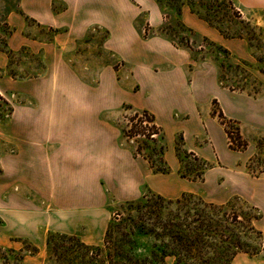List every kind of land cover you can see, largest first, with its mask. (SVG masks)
I'll return each mask as SVG.
<instances>
[{"label": "crops", "instance_id": "obj_1", "mask_svg": "<svg viewBox=\"0 0 264 264\" xmlns=\"http://www.w3.org/2000/svg\"><path fill=\"white\" fill-rule=\"evenodd\" d=\"M64 1L67 6L59 11L51 0H23L24 16L64 30L45 42L8 41L9 52L27 44L40 53L45 84L13 87L31 102L17 103L0 125V141L9 147L0 151V247L21 252L22 262L45 264L49 231L98 244L112 220V204L139 198L143 187L167 199L191 192L221 204L238 197L258 211L254 226L262 232L264 247V171L254 174L248 166L264 134V87L254 93L225 87L215 64L206 60L188 71V50L163 35H137L134 23L141 8L129 0ZM235 1L243 12H264V0ZM145 8L150 25L163 24L158 3L150 1ZM24 16H11L18 29L26 26ZM181 17L233 55L249 54L245 39L223 36L189 7H183ZM95 27L107 35L86 41ZM112 52L124 61L121 72L134 71L139 86L143 80L152 83L157 103L135 110L153 114L161 129L168 172H154L147 159L136 156L118 124L119 108L126 101L113 91H120L129 77L112 86L90 82L97 68H106ZM214 104L237 122L245 148L230 147ZM178 135L184 151L209 164L203 179L181 175ZM29 245L37 250L32 252ZM230 264H264V255L239 252Z\"/></svg>", "mask_w": 264, "mask_h": 264}, {"label": "rangeland", "instance_id": "obj_2", "mask_svg": "<svg viewBox=\"0 0 264 264\" xmlns=\"http://www.w3.org/2000/svg\"><path fill=\"white\" fill-rule=\"evenodd\" d=\"M150 1L158 3L163 12V24L158 27L150 25L148 20V10L145 6ZM129 2L141 8L140 15L134 23L137 35L144 39L154 35H163L171 39L176 47L188 50L191 55L188 71L192 70L196 63L206 60L215 64L219 82L225 87L245 89L251 93L264 87L263 11L243 12L235 0H129ZM51 3L53 9L59 11L67 6L64 0H51ZM184 6L189 7L192 12L215 26L223 36L245 39L250 49L247 57L233 55L226 47L185 24L181 17ZM22 9L23 0H0V125L6 122L17 103L27 102L29 104L31 102L30 96L15 92L16 89L13 87H41L45 84L42 80L44 64L40 53L33 51L27 44H22L21 47L11 49L9 52V39L12 45L15 39L24 38L45 42L64 30L55 24L49 25L35 18L24 16L25 12ZM15 14H22L25 17L26 26L22 29H18L11 20V16ZM53 21H56V17ZM106 35L105 29L91 28L87 33L86 41H89V37V39L103 38ZM81 46L87 47V44L83 43ZM99 46L101 44H95L97 49ZM110 57L109 61L107 59L105 61L104 70L101 71V66L100 69H96L95 76L89 77L90 82L96 86L102 84L112 86L114 81L122 82L125 75L129 77L131 81H128L120 91H113L116 96L126 101L119 108L118 124L124 130V137L128 145L133 148L134 154L147 159L153 171L167 167L161 148L164 144L161 132L155 133L154 136H152L153 133H149L148 128L151 121L145 115L139 117L141 120L137 121V125L135 121L138 115L143 113L142 110H135V108L153 106L157 103L155 93L149 88L152 87V83L143 80L140 81L139 86L134 71L132 70V73L121 72V68L125 69L124 61L117 59L118 57L113 52ZM133 67L131 65L130 69ZM191 78L189 74L185 83H191L188 81ZM8 87H11V91ZM218 108L219 106L214 104L216 112ZM227 127L233 137H237L240 133L236 121H228ZM232 141V145L239 146L238 140L232 138ZM241 141L243 142V139ZM182 142L181 135H178L179 151L177 150V154L181 162L180 173L188 178H196L205 167V161L192 152L184 151ZM256 144L257 152L249 160L248 166L250 172L260 174L264 171V134L257 139ZM8 149L9 147L0 141V151ZM152 193L155 192L143 187L142 195L135 200H139L144 194L151 196ZM194 194L197 197L184 205L157 201L156 214L151 215L139 213L136 207L129 208L132 200L112 204L114 225L112 236L116 240L131 238L132 242H128L131 246L130 254L133 258H137L138 264H213L215 261H220L216 264H228L233 254L240 250L264 255L262 232L254 226V220L259 213L253 206L238 197L231 198L226 203H214L216 205L211 206L206 203L208 201L200 193ZM141 216L145 221V226L142 229L134 228L135 222L141 223L139 218ZM208 219L212 220L221 233L218 239L219 246H216L212 240L199 243L191 250L183 249L174 234L180 230L205 232ZM129 229L133 231V234L125 236V231ZM168 231L173 235L170 236ZM52 233L54 235L51 244L43 252L45 264H60L61 259L53 254V247L58 252L66 248L72 250L70 257L75 263L76 259L79 260L82 256L83 264H93L92 256L93 252L97 251L96 246L101 248L98 258L102 261L99 264H109L106 261L105 237L98 244L86 246L79 238L63 240L51 231L47 233V237ZM14 256L0 249V264H29L20 263Z\"/></svg>", "mask_w": 264, "mask_h": 264}, {"label": "trees", "instance_id": "obj_3", "mask_svg": "<svg viewBox=\"0 0 264 264\" xmlns=\"http://www.w3.org/2000/svg\"><path fill=\"white\" fill-rule=\"evenodd\" d=\"M213 111H214L215 114L218 115V117L221 120V122L223 124H225L229 139L233 138V139L239 141V146H234L230 142V147L233 148V149H243V148H245L247 143L244 140H243V142L242 141L240 142V140H242V137H241L240 133H238L237 137H235V136L233 137V136H231L232 135L231 131L228 130V127H227L228 121H231L232 119H228L227 117H225V115L223 114L221 108H218L217 112H216L215 109H213ZM142 115H145L146 117L150 118L151 125L148 128L150 134L151 133H160L161 132V129L155 123V119H154L153 114H151L147 110H143V113L138 115V117L135 120L136 121V125L139 122V120H141V118H139V117L142 116ZM128 136H130V135L128 134ZM162 138H163V135H162ZM161 148H162L163 153H164L165 144H163ZM177 150L179 151L178 147H177ZM204 165H205V167L200 171V173L197 174L196 178H193V179H203L205 170L209 167V165L206 162H204ZM168 171H169V167L168 166L167 167H162V168H157V169L154 170V172H168ZM196 197H197L196 194L191 193V192H185L180 197H178L176 199H167V198L165 199V197H163L162 195L155 194V193H152L151 196H149L147 194H144L139 200H135V201L132 200L129 203V208L132 209V208L136 207V209L138 210L139 213H143V215H145V214H150L151 215V214H154L157 211V209H158L157 205H156L157 201H166V202L171 203V204L175 203V204H178V205H184L187 202H189L192 198H196ZM201 198L202 197H200V199ZM202 201H204L203 198H202ZM206 203L210 204L211 206L212 205H216L214 203H209V202H206ZM258 217H259V214H258V216H256V218H258ZM139 218L141 220V223L138 224V223L135 222L136 225L134 224V226H135L134 228L138 227L139 229H142L145 226L144 225L145 221L142 218V216L139 217ZM171 225H173V224H171ZM214 225L215 224L212 222V220L208 219L207 227L205 228V230H206L205 232L204 231H195V232L186 231V232H183V230H180L181 232L178 231L177 233L174 234V236L177 239L178 244L185 250H191L192 248L198 246L199 243H206V242H209V241H212V240H213V242H214V244L216 246H219L218 239H219L221 233L218 231L217 227H215ZM113 226L114 225H113V222L111 220L110 223H109L108 229L106 231V234H105V244H106V250H107V254H106V259L107 260L106 261H108L109 264H138L137 258H133V256L130 254L131 253V246L128 244V242L129 243L132 242L131 238L128 237L127 239H118V240H116V238H114L112 236V233L114 231ZM178 226L180 227L179 223H178ZM173 231H175V229ZM169 232L170 231H168V233ZM55 234H58V236L61 239H63V240H65V239L72 240V239H75V238H79L76 235H69V234H64V233H55ZM132 234H133V231L131 229H129V231H125V233H124L125 236L132 235ZM169 234H170V236L173 235V233H169ZM53 235H54V233L50 234L47 237V246L48 245L50 246ZM80 241L83 244H85L86 246L89 245V244L84 243L81 239H80ZM96 247H97V251L93 252L94 255L92 256V260L94 262L93 264H99L102 261L101 259L98 258V256L100 255L99 249L101 250V248H100V246H96ZM0 249L5 250L2 247H0ZM28 249H30L32 252H35L37 250L36 247L30 246V245H29ZM52 250H53V254H56L59 257V259H61L60 264H83L82 256H81V259H79L80 263H79V260H77V259H76V263L74 261H72V258L70 257V254H72L73 251L70 250V249L66 248V249H63L62 251L58 252L57 249H55L53 247ZM5 251L15 255L14 258L16 260H18L20 263L22 262L23 254L21 252H15L13 249L5 250ZM239 252H246V253H248L250 255H255L256 254V253H250V252H247V251H244V250L237 251V252H235L233 254V256L229 260L228 264L231 263L233 258ZM216 262L218 263L220 261H215L213 264H216Z\"/></svg>", "mask_w": 264, "mask_h": 264}, {"label": "built area", "instance_id": "obj_4", "mask_svg": "<svg viewBox=\"0 0 264 264\" xmlns=\"http://www.w3.org/2000/svg\"><path fill=\"white\" fill-rule=\"evenodd\" d=\"M154 135H155V133L152 134V136H154ZM229 141H230L231 143H233L232 138H230Z\"/></svg>", "mask_w": 264, "mask_h": 264}]
</instances>
